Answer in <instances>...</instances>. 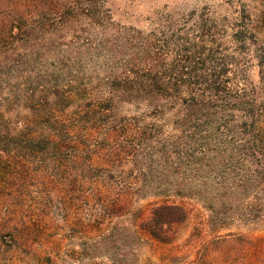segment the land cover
<instances>
[{"label":"rangeland","instance_id":"rangeland-1","mask_svg":"<svg viewBox=\"0 0 264 264\" xmlns=\"http://www.w3.org/2000/svg\"><path fill=\"white\" fill-rule=\"evenodd\" d=\"M96 1L116 8V18L95 22L82 14L30 48L12 49L13 55L36 53L37 58L30 69L18 67L16 79L30 70L46 80L47 71L60 73L62 61L70 66L72 77L63 82H73V99L59 104L61 99L50 89L29 102L10 88V81L0 79V133H9L8 140L25 141V121L40 115L76 127L62 137L80 143L35 155L14 141L0 149V264L263 262L264 161L259 145L245 151L242 142L249 134L257 139V130L245 125L227 130L233 120L227 110L197 120L198 134L192 138L198 145L178 150L173 143L182 131L174 114L155 117L143 104L111 101L107 85L113 72L179 67L183 56L175 47H160L163 38L195 29L198 16L207 10L216 17L231 50L242 46L228 34L251 23L262 42L251 46L257 53L264 47V0ZM87 2L83 0L86 8ZM147 41L158 48L149 56L144 54ZM132 59L138 60L135 65L129 64ZM250 79L259 82L255 66ZM91 104L111 111L87 113ZM224 104L212 106L228 109ZM242 107L255 115V127L264 126V112L256 117L254 107ZM134 142L136 147L128 148ZM167 153L177 158L168 159ZM248 156L256 167L248 163ZM97 185L122 187L129 196V210L103 220L94 197ZM166 199L192 209L168 244L139 228L147 215L144 209Z\"/></svg>","mask_w":264,"mask_h":264},{"label":"trees","instance_id":"trees-1","mask_svg":"<svg viewBox=\"0 0 264 264\" xmlns=\"http://www.w3.org/2000/svg\"><path fill=\"white\" fill-rule=\"evenodd\" d=\"M86 4L88 8L84 7L83 0H0V79L10 81V88L21 99L32 102L38 92L48 94L50 89L54 96L61 99L59 104H63V100L74 98L73 91L69 89L73 82L71 85L63 82L68 80L64 77H72L70 66L64 65L62 61L60 73L56 70L47 71L46 80L40 73L33 75L30 70L25 72L24 77L16 79L14 73L17 68L22 66L30 69L37 58H34L36 53L13 55L12 49L16 45L28 49L46 33L59 30L67 21L82 14L95 22L104 18L114 19L118 14L113 6L105 3L99 5L96 0H88ZM198 17L201 20L196 23L195 29L184 31V35L166 36L160 45L177 49L178 56H183L179 67L167 70L160 67L130 68L113 72L112 81L107 85L111 101L118 99L131 104H143L155 117H160L163 112L174 114L180 121L176 127L182 131V136L173 143V147L178 150L198 145V141L192 138L193 134H198L197 120L209 115L215 117L228 110L233 120L227 125V130L234 132L243 125L253 127L254 132L257 130V139L253 140V136L249 134L242 142L247 148L245 151L256 149L255 146L259 145V157L264 161V126L255 127V115H250L242 107H254L256 117L264 112V47L257 53L251 49L253 45H262V42L256 36L251 23L240 24L238 31L228 36L242 47L231 50L225 46L226 36L216 17L208 10ZM157 49V46L147 41L144 54L149 56ZM137 61L132 59L129 64L135 65ZM254 66L258 68V84L250 79ZM39 88L43 90L40 91ZM214 103H226L230 106L228 109L219 110L212 106ZM90 106L87 113L104 114L111 111L110 108L100 105ZM74 130L77 128L66 124L65 120L52 121L35 115L25 121V141L8 140L11 137L9 133H0V149L14 141L13 143L20 144L24 151L33 155L62 151L67 146L80 144L76 141H65L62 137L64 133H74ZM134 147L135 142L128 144V148ZM167 158L177 157L167 153ZM247 161L250 165L257 166L249 156ZM97 189L96 191L95 187L94 197L103 213V220L119 217L129 210V196L122 187L115 185L107 188L97 185ZM144 210L147 215L141 219L139 228L165 244L172 242L177 230L189 220L192 211L187 203L168 199L153 202ZM238 239L242 237L239 236ZM219 240L225 242L227 239ZM255 264H264V261Z\"/></svg>","mask_w":264,"mask_h":264}]
</instances>
